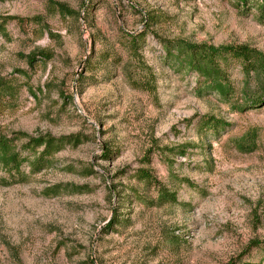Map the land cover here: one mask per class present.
<instances>
[{
  "label": "rangeland",
  "instance_id": "1",
  "mask_svg": "<svg viewBox=\"0 0 264 264\" xmlns=\"http://www.w3.org/2000/svg\"><path fill=\"white\" fill-rule=\"evenodd\" d=\"M257 3L0 0L14 19L0 33V77L14 86L0 94V137L81 141L0 183V264H264V104L238 111L264 92L235 66L224 101L162 46L264 54ZM41 52L50 58L31 66Z\"/></svg>",
  "mask_w": 264,
  "mask_h": 264
},
{
  "label": "trees",
  "instance_id": "2",
  "mask_svg": "<svg viewBox=\"0 0 264 264\" xmlns=\"http://www.w3.org/2000/svg\"><path fill=\"white\" fill-rule=\"evenodd\" d=\"M247 2L248 0H243ZM256 4V9L261 15L264 24V0ZM54 8L60 14L72 15V12L63 4H55ZM13 18L0 16V33L6 31V25ZM144 34L131 38V50L138 51L139 43L144 42ZM163 49L170 61L181 70L194 72L201 80L205 82V87L209 93L216 94L224 101L230 102L233 94V88L229 79V71L235 67H240L246 75L249 82L256 83L260 92H264V54L248 46H220L215 47L208 44H194L187 41H176L171 43H162ZM38 58L49 59V54L41 52L33 54L29 58V64L32 66ZM149 85L148 82L144 83ZM14 86L5 78L0 77V94L8 97L13 92ZM244 94L241 109L259 108L264 104L263 100H256ZM259 105V106H258ZM212 124V121H210ZM80 144L78 136L56 138L51 135L32 138L28 135L17 133L12 138L0 137V172L5 177H0V183L5 186L14 185L23 182L27 175L23 172L24 164L31 165V171L36 173L42 171L50 164V158L62 152L67 146ZM19 143H22L19 145ZM239 150L244 151L245 144L239 143ZM254 146V145H253ZM25 153L32 156L33 162L29 157H24ZM137 179L148 186L153 185V178L147 172H137ZM160 201L166 203H176V195L169 193L166 189L160 187ZM119 221V220H117ZM264 247V245H263Z\"/></svg>",
  "mask_w": 264,
  "mask_h": 264
}]
</instances>
